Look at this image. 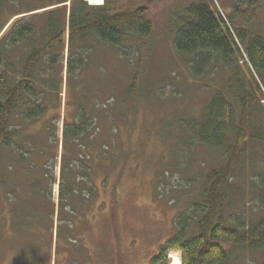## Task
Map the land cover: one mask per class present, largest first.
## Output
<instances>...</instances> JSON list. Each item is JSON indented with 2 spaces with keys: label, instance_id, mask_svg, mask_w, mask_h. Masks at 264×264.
Returning a JSON list of instances; mask_svg holds the SVG:
<instances>
[{
  "label": "trees",
  "instance_id": "16d2710c",
  "mask_svg": "<svg viewBox=\"0 0 264 264\" xmlns=\"http://www.w3.org/2000/svg\"><path fill=\"white\" fill-rule=\"evenodd\" d=\"M67 1L35 6L0 27V154L9 156L16 143L21 148L30 140V148L20 149L21 169L36 145L26 128L42 123L48 140L36 146L46 147L47 155V147L57 142L65 106L63 89L70 98L66 108L76 97L73 120L64 118L57 234L75 242L78 197L87 204L95 196L94 158L97 148L108 147L105 140L102 146L97 144V110L102 107L92 102L89 88L101 82L107 72L102 69L100 78L87 83L84 92L80 76L93 66L90 52L94 47L116 49L121 59H127L133 52L129 46L140 47V42L153 34L155 24L149 7L136 0H99L95 4L73 0L70 8ZM195 1L169 11L173 47L186 60L193 79L203 80L210 68L225 71L227 78L200 117L183 120L180 149L187 154L196 146L226 149L227 162L206 175L199 200L176 218V233L161 246L151 264H170L171 251L181 252L182 264H264V167L250 162L251 144L264 148V37L250 27L255 0L234 3L235 13L242 5L248 6L244 12L248 26L237 24L234 14L223 16L214 1L212 5ZM4 2L0 0V12ZM42 8L44 12H36ZM24 13L31 14L16 18ZM134 87L129 86L128 93L132 94ZM54 152L56 156L57 143ZM245 166L248 173L255 174L242 178ZM79 186H86L89 194L80 193ZM16 224L23 227L19 221Z\"/></svg>",
  "mask_w": 264,
  "mask_h": 264
},
{
  "label": "rangeland",
  "instance_id": "374dc122",
  "mask_svg": "<svg viewBox=\"0 0 264 264\" xmlns=\"http://www.w3.org/2000/svg\"><path fill=\"white\" fill-rule=\"evenodd\" d=\"M58 1L5 0L0 27L15 14ZM72 1L66 2L68 8ZM87 1L95 4L99 0ZM136 1L149 7L155 24L153 34L140 40V47L129 46L128 50L133 52L127 59H121L116 49L94 47L90 52L93 66L80 76L84 92L87 83L100 78L102 69L107 72L101 82L89 88L92 102L102 107L97 110V144L102 146L105 140L108 147L97 148L94 158L95 196L87 204L78 197L79 213L74 217L76 243L57 235L64 118L73 120L76 112V97L66 108L70 98L64 88L65 106L58 122L57 142L47 147L48 154L46 147L36 146L37 142L48 140L42 123L26 128L36 145L33 144L28 152L32 154L21 169L20 149L22 152V148H30V140L25 139L27 145L21 148L16 143L10 155L5 154L7 158L0 154V264H49V252L51 264H151L161 246L176 233V218L199 200L206 175L227 162L226 149L196 146L188 154L180 149L183 120L200 117L215 90L227 78L225 71L210 68L202 82L193 79L186 60L173 47L169 11L192 0ZM213 1L223 16L234 14L237 24L248 26L244 19L247 5L235 13V0L195 2L212 5ZM251 13L250 27L264 37V0H255ZM134 85L132 94L128 93L129 86ZM109 131L111 135L105 134ZM56 143L58 153L54 156ZM251 145V165L264 167V148L257 143ZM243 162L242 157L239 165ZM249 172L245 166L242 178L255 174ZM85 188L79 186L80 193L84 190L89 194ZM14 206L19 210L14 211ZM68 219L69 216L65 217ZM18 221L27 232L17 226ZM173 253L181 258V252L171 251L170 264Z\"/></svg>",
  "mask_w": 264,
  "mask_h": 264
},
{
  "label": "bare ground",
  "instance_id": "6f19581e",
  "mask_svg": "<svg viewBox=\"0 0 264 264\" xmlns=\"http://www.w3.org/2000/svg\"><path fill=\"white\" fill-rule=\"evenodd\" d=\"M173 252V251H172ZM170 255V254H169ZM177 253H173L171 257L173 258V264H180L181 263V258L179 257Z\"/></svg>",
  "mask_w": 264,
  "mask_h": 264
}]
</instances>
